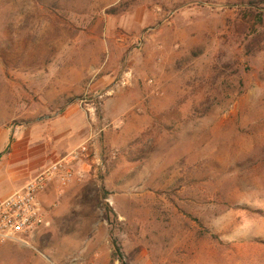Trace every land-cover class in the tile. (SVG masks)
<instances>
[{"label":"rangeland","instance_id":"1","mask_svg":"<svg viewBox=\"0 0 264 264\" xmlns=\"http://www.w3.org/2000/svg\"><path fill=\"white\" fill-rule=\"evenodd\" d=\"M59 164L56 264H264V0H0V203Z\"/></svg>","mask_w":264,"mask_h":264},{"label":"built area","instance_id":"2","mask_svg":"<svg viewBox=\"0 0 264 264\" xmlns=\"http://www.w3.org/2000/svg\"><path fill=\"white\" fill-rule=\"evenodd\" d=\"M55 178L68 185L73 173L59 164L0 203V246L26 243L42 228L50 226L48 211L40 197Z\"/></svg>","mask_w":264,"mask_h":264},{"label":"crops","instance_id":"3","mask_svg":"<svg viewBox=\"0 0 264 264\" xmlns=\"http://www.w3.org/2000/svg\"><path fill=\"white\" fill-rule=\"evenodd\" d=\"M52 185L42 192L41 200L45 205L48 213L47 216L51 217V224L48 227L42 228L31 240L32 245L27 243H11L8 245L0 246V264H56L57 258L60 256L58 247L52 243L55 236L60 235L59 230L62 228L59 224L60 212L52 209L49 205L50 193ZM56 208V207H55ZM39 248L44 255L49 257H36L33 253V248Z\"/></svg>","mask_w":264,"mask_h":264},{"label":"trees","instance_id":"4","mask_svg":"<svg viewBox=\"0 0 264 264\" xmlns=\"http://www.w3.org/2000/svg\"><path fill=\"white\" fill-rule=\"evenodd\" d=\"M115 248H116V247H115ZM116 250H117V249H116ZM119 252H120V251L117 250V254H119L118 256H119V259H120V263H121V264H128V263L126 262V259H125L124 255L120 254Z\"/></svg>","mask_w":264,"mask_h":264}]
</instances>
